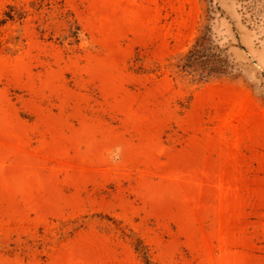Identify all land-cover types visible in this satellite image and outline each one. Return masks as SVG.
<instances>
[{
	"label": "rangeland",
	"instance_id": "rangeland-1",
	"mask_svg": "<svg viewBox=\"0 0 264 264\" xmlns=\"http://www.w3.org/2000/svg\"><path fill=\"white\" fill-rule=\"evenodd\" d=\"M8 5L0 264H264V0ZM203 35L232 70L196 85Z\"/></svg>",
	"mask_w": 264,
	"mask_h": 264
},
{
	"label": "trees",
	"instance_id": "trees-1",
	"mask_svg": "<svg viewBox=\"0 0 264 264\" xmlns=\"http://www.w3.org/2000/svg\"><path fill=\"white\" fill-rule=\"evenodd\" d=\"M68 29L62 38L71 47L76 46L80 42L81 27L73 18L72 14H68ZM24 18L23 12H18L14 7L8 5L7 13L4 14V19L0 20V26L5 21L14 19L20 20ZM203 35L196 39L190 46L188 51L178 58L175 65V70L178 75L189 76V82L196 85L206 83L212 79L231 74L232 67L222 52L211 45V41ZM130 244L136 254L140 257L142 264H151L146 247L141 241L133 236L128 237Z\"/></svg>",
	"mask_w": 264,
	"mask_h": 264
}]
</instances>
